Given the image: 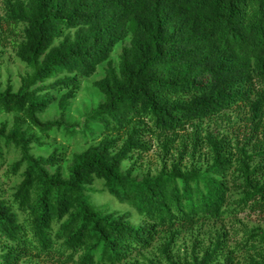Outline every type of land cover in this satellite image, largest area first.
<instances>
[{
  "label": "trees",
  "instance_id": "trees-1",
  "mask_svg": "<svg viewBox=\"0 0 264 264\" xmlns=\"http://www.w3.org/2000/svg\"><path fill=\"white\" fill-rule=\"evenodd\" d=\"M4 2L0 44L10 24L21 34L13 41L16 56L30 70L16 91L0 89V114L15 113L12 126H0V165L7 150L19 151L10 171L21 177L9 196L0 190V264L25 257L137 264L129 259L164 232L166 263L149 264H233L222 231L207 242L195 239L184 258L171 249L182 230L225 214L249 209L264 221V142L255 136L264 128V0ZM105 62L94 80L103 99L73 131L97 142L74 152L66 166L59 147L34 153L45 142L32 128L61 126L82 80ZM54 104L62 119L42 120ZM240 104L249 109V133L202 132L198 122ZM187 128L170 167L141 171L151 138L170 155ZM203 147L209 162L186 169L185 155ZM98 181L124 208L90 200ZM242 246L249 264H264V227L246 230Z\"/></svg>",
  "mask_w": 264,
  "mask_h": 264
},
{
  "label": "rangeland",
  "instance_id": "rangeland-1",
  "mask_svg": "<svg viewBox=\"0 0 264 264\" xmlns=\"http://www.w3.org/2000/svg\"><path fill=\"white\" fill-rule=\"evenodd\" d=\"M4 14L5 2L4 0H0V15ZM2 30L3 40L1 41L2 44H0V51L2 52L0 59V89L4 90L8 86H12L13 91H16L21 85L22 77L30 69L16 56V48L13 41L15 38H21L20 32L18 34L13 32L11 25L7 23H4ZM121 51L122 43H119L111 56L115 64L119 61ZM105 70L106 62L101 64L93 75L82 80L81 88L68 108V112L61 126H55L47 133L42 132L37 127L32 128V131L41 136L45 142L42 146H35L33 149L34 153L49 155L54 148L59 147L61 149V155L65 156L64 166H66L67 162L71 160L74 152L82 151L88 145L97 142V139H92L89 136H84L81 132L76 133L73 131L82 128L87 113L92 108L97 107L99 102L103 99V94L94 85V80L103 76ZM248 110L247 106L240 104L233 108L223 110V114L218 118H207L198 122V124H200L203 133L210 131L220 136L227 134L232 138H235L237 135L241 137L245 132L248 131L249 133V131L252 130V122L248 119V117H250ZM14 116V112H1L0 126H2L4 122H7L8 126H12ZM40 117L42 120L62 119L57 104H54L47 112L41 114ZM95 127H98V125H95ZM191 129L192 128H187V131H181L177 138V142L173 144V151L170 155L164 154L159 144L161 141L158 138H151L150 141L153 145L151 150L146 152L138 160L141 171L150 170L152 173L159 172L164 162L168 163L170 167L172 161L176 160L175 158L178 157V153L188 137L187 134L191 132ZM255 136H257L259 141L264 142V128L255 132ZM19 156L20 152L11 148V150H7L6 156L0 165V190L4 192L5 196H9L12 193L14 185L21 179L19 174H14L10 171L11 164L18 159ZM209 156L208 148L203 147L200 152L195 153L193 158H191L190 155H185L183 159L184 167L187 169L192 165L204 166L209 162ZM102 186V182L98 181L95 188L99 190L96 192H88L90 200L94 203L106 202L105 204H107L111 202L116 209L124 208L123 205H120L118 200L113 197L107 189L102 188ZM257 225L264 227L263 218L260 214L252 212L249 209L240 212L238 216L225 214L224 218L219 221H209L182 230L176 244L171 249V253L176 259L184 258L190 252L195 239L198 238L207 242L215 237L216 231H222L227 235L226 240L233 254V264H249L248 257L250 254L246 251V248L242 246V240L246 237V230H250ZM164 233L152 247L143 251L142 254H134L129 261L136 259L137 264H149V259L154 258L158 263H166L162 247L165 241ZM124 263L123 261L118 264ZM19 264L73 263H59L47 258L25 257Z\"/></svg>",
  "mask_w": 264,
  "mask_h": 264
}]
</instances>
